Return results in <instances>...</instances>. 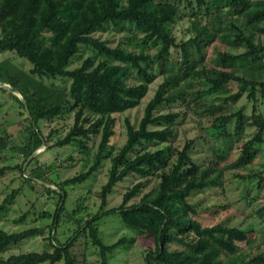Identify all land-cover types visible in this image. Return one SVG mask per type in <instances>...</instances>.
Masks as SVG:
<instances>
[{
    "label": "trees",
    "instance_id": "trees-1",
    "mask_svg": "<svg viewBox=\"0 0 264 264\" xmlns=\"http://www.w3.org/2000/svg\"><path fill=\"white\" fill-rule=\"evenodd\" d=\"M182 20L189 22L188 37L178 40L175 26ZM106 29L125 35L113 46L94 35ZM263 37L264 0H0V52L11 51L32 65L27 70L0 61V87L18 103L17 124L26 135L16 145L7 127L0 128V158L11 152L23 157L0 167V176L15 168L21 173L20 186L0 202V218L26 189L38 194L36 200L44 193L56 200L53 210L33 212L48 224L14 232L0 228V264H79L73 247L82 236L98 250L101 264H111L110 254L135 239L105 243L100 225L110 215L154 241L144 249L145 264H264V194L240 225L228 220L204 225L198 218L206 209H228L229 200L204 208L191 200L206 190L225 194L235 178L256 181L241 197L248 207L264 192V166L239 172L263 152ZM218 42L223 49L210 67L209 49ZM83 47L92 54L72 67ZM160 77L140 120L123 118ZM244 98L253 101L251 113L241 104ZM190 109L198 113L203 133L179 146V127ZM67 116L74 121L64 136L58 130L45 134L42 122ZM119 125L126 134L122 145L114 138ZM98 136L94 163L71 178L58 181L53 174L59 166L38 158L42 147L89 153L90 140ZM202 143L208 155L196 156ZM106 163L101 204L90 213L86 198L73 201L70 188ZM131 177L136 181L120 204L109 207L115 186ZM29 215L27 210L13 221L24 223ZM250 217L258 220V230L244 225ZM62 224H69L65 240ZM38 236L44 238L42 248L24 250V242Z\"/></svg>",
    "mask_w": 264,
    "mask_h": 264
},
{
    "label": "rangeland",
    "instance_id": "rangeland-1",
    "mask_svg": "<svg viewBox=\"0 0 264 264\" xmlns=\"http://www.w3.org/2000/svg\"><path fill=\"white\" fill-rule=\"evenodd\" d=\"M189 26V22L187 20L180 21L175 26V34L178 40H181L183 37L187 38L186 34L187 27ZM95 36H98L102 39L109 40L110 44L115 46L119 43L122 36L125 33L116 32L112 29L106 30H98L94 33ZM264 41V37H263ZM131 48H135L131 46ZM82 52L76 58L72 67L80 65L81 61L92 54L90 49L82 48ZM223 49L222 45L218 42L216 45L212 46L209 49V59H210V67L215 66L214 60L218 53ZM153 49L151 52H155ZM10 60L14 64H17L25 69L29 70L32 65L26 59L14 55L11 51L0 52V61L2 60ZM162 81V78H158L155 82L150 85L149 91L144 98L142 104L137 108L128 110L123 118L129 117L133 123H137L143 115L145 105L149 101V99L155 93V90L159 83ZM57 83H61L60 79L56 80ZM137 81L134 79L130 80V83H136ZM1 86V85H0ZM228 91L221 92L220 94L225 95ZM19 95V94H18ZM20 96V95H19ZM21 97V96H20ZM4 103L0 105V128L6 130L8 133L12 134V139L14 144H22L26 140V135L24 130L19 128L17 124V120L20 118L19 116V105L18 103L11 98L9 90H3L0 87V103ZM247 104V112H252V104L253 101H250L244 98L241 101V104ZM261 109L264 110V100L261 104ZM186 107L182 105V109L184 110ZM189 110V108H188ZM199 119L198 113L194 109H190L188 118L180 125L179 127V135L177 138V143L179 146H182L187 139H193L197 137L199 134L203 132L200 131L199 126L197 124V120ZM202 124H207L205 117L202 119ZM73 117L67 116L65 118H58L53 121H44L42 122V127L45 134H49L52 130H58L59 133L64 136L67 132V129L73 124ZM118 133L115 135V140L118 145H122L126 140L125 131L121 130L120 125L117 127ZM251 134H247L246 136H250ZM52 143H55L56 137L53 138ZM100 136L92 138L89 142V153L82 152L78 149L73 150L70 146H64L60 148H45L42 147L37 151L39 154V159L42 163H56L59 167L58 170L54 172L53 177L59 180H65L67 178H71L76 176L86 170L94 163L96 151L99 145ZM202 148L196 156H206L208 155L206 152L207 145L206 143H202L198 148ZM13 154V152H11ZM11 153H5L3 158H0V167L4 165L14 166L15 164H19L23 161V157L19 154L12 156ZM195 155V154H194ZM72 156V159L69 157ZM64 162V163H61ZM264 166V145L263 152L260 157L256 160V162L250 166L240 168L239 172L247 173L250 170H255L257 168H262ZM108 170L109 163H106L100 170L93 175L90 179L87 180L84 184L72 186L70 188V197L73 201H78L80 197H85V205L87 206V211L90 213H95L101 204L100 191L103 184L108 179ZM232 171H228L226 173L227 178H232ZM21 173L18 168L12 169L7 172L5 175L0 176V202L7 196V194L13 189L21 184ZM59 176V177H57ZM57 177V178H56ZM134 181H136L135 177L128 178L120 183H118L113 189V193L109 196V207L116 206L120 204L122 200V194L125 191L128 185H131ZM256 181L254 180H244L241 178L230 179L226 184L225 194L222 190L212 189L206 190L204 193H197L193 197H191L192 201L200 202L201 207L211 206L217 202L229 200L233 203L231 207L225 210H220L218 213H214L211 210L206 209L205 211H201L198 218L204 224H213L222 220H228L230 224L240 225L244 222L245 215H249L252 212V208L257 207L262 203V195L264 192H260L259 197L253 203L252 207H248L246 205L245 200L241 199L244 195V191L248 186H255ZM54 187V185H52ZM38 194L34 191L26 189L25 194L21 195L17 201L11 206L8 213L0 218V228L8 231H21L33 225H45L50 222L48 219H40L38 220L37 215H35L34 211H40L43 209H52L55 207L56 200L54 198H48V196L44 193L41 195L39 200H36ZM36 201V207H32V202ZM30 210V215L27 217L24 223L17 224L13 220L19 217L23 212ZM252 224L255 229L260 228V224L257 219L250 217L244 225ZM101 235L105 243L111 244L121 237L125 236L128 239H135L132 244H125L123 246L118 247L112 254H110V263L111 264H145L144 259V249H147L151 246H154V241L152 239H148L145 235L138 233L137 230L132 229L126 226L120 219L118 215H110L104 218L101 221L100 225ZM61 233L64 234V240L67 237V234L70 233L69 224H62L60 227ZM44 242L43 236H38L33 239L27 240L24 242V250H40L42 248V244ZM244 248L247 246L243 243ZM13 251H18L17 249H13ZM73 252H75L78 257L79 264H101L99 252L96 248L93 247V244L87 239V237H80L73 247ZM8 255V254H7Z\"/></svg>",
    "mask_w": 264,
    "mask_h": 264
}]
</instances>
